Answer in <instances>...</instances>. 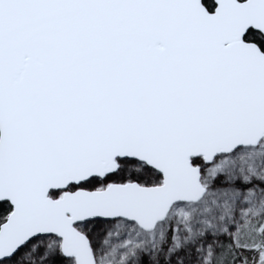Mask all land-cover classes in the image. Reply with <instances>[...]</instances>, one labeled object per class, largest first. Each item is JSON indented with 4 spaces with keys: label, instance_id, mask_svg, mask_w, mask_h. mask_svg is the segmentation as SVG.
Segmentation results:
<instances>
[{
    "label": "snow or ice",
    "instance_id": "6c2138e0",
    "mask_svg": "<svg viewBox=\"0 0 264 264\" xmlns=\"http://www.w3.org/2000/svg\"><path fill=\"white\" fill-rule=\"evenodd\" d=\"M0 264H264V0H0Z\"/></svg>",
    "mask_w": 264,
    "mask_h": 264
}]
</instances>
